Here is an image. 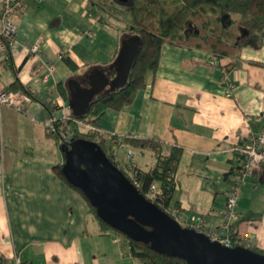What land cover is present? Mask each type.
I'll list each match as a JSON object with an SVG mask.
<instances>
[{
	"label": "crops",
	"instance_id": "obj_1",
	"mask_svg": "<svg viewBox=\"0 0 264 264\" xmlns=\"http://www.w3.org/2000/svg\"><path fill=\"white\" fill-rule=\"evenodd\" d=\"M24 1L15 18L17 44L0 55V88L17 79L32 88L45 63L54 72L47 83H36V98L23 112L0 107V264L16 259L21 264H141L130 254L128 239L104 232L82 194L56 174L54 166L64 156L47 134L52 114L71 113V80L83 84V76L95 71L116 77L111 66L129 35L105 16L124 23L103 11L98 0ZM93 7L101 10L94 13ZM90 28L92 37L82 35ZM35 42L42 44L41 61L24 46ZM224 70L234 84L230 95ZM96 128L127 137L118 159L128 148L143 171L157 163L153 145L163 156L175 151L179 160L169 205L180 207L184 220L203 216L218 229L236 150L251 134L264 131V40L219 59L203 49L164 42L154 80L122 109H108L97 127L81 125L88 133ZM236 212L242 245L264 250V162L244 181ZM250 212L259 216L242 218Z\"/></svg>",
	"mask_w": 264,
	"mask_h": 264
},
{
	"label": "trees",
	"instance_id": "obj_2",
	"mask_svg": "<svg viewBox=\"0 0 264 264\" xmlns=\"http://www.w3.org/2000/svg\"><path fill=\"white\" fill-rule=\"evenodd\" d=\"M97 3L103 11L124 23L127 35H138L141 39L140 51L131 67L126 85L98 95L85 115L76 117L72 114L77 120L71 122L76 138L96 142L106 154L111 146L107 137L97 128V131L89 133L83 131L80 123L97 127L99 119L108 109L120 110L131 103L136 92L154 80L164 42L203 49L219 59L235 55L244 45H258L264 40V0H98ZM59 89L66 96L62 85ZM6 90L31 93L18 79ZM47 134L62 145L57 135L49 131ZM126 140L127 137H122L123 144ZM138 142L148 143L143 140ZM153 147L157 153L155 167L143 171L136 166L135 178L139 183V190L145 196L152 184L157 185L159 193L165 199H156L154 203L163 209L169 205L179 157L175 151L169 156H163L160 147ZM111 161L118 165L116 161ZM54 171L65 183L82 194L104 232L115 230L97 215L96 209L84 193L66 179L62 164L54 166ZM257 216L259 214L250 212L242 218ZM239 221L240 218L233 225L234 228ZM127 239L130 254L141 264H189L184 259L155 250L149 243ZM248 248L264 254V250L251 246Z\"/></svg>",
	"mask_w": 264,
	"mask_h": 264
},
{
	"label": "water",
	"instance_id": "obj_3",
	"mask_svg": "<svg viewBox=\"0 0 264 264\" xmlns=\"http://www.w3.org/2000/svg\"><path fill=\"white\" fill-rule=\"evenodd\" d=\"M140 47L138 35L122 41L115 67L111 66L117 72L113 79L110 73L95 71L91 76H83V84L71 80L68 84L71 113L83 116L98 95L125 86ZM61 151L66 179L84 193L105 223L129 239L149 243L155 250L189 264H264L263 253L243 245L226 246L182 226L148 199L96 142L73 138L61 145Z\"/></svg>",
	"mask_w": 264,
	"mask_h": 264
},
{
	"label": "built area",
	"instance_id": "obj_4",
	"mask_svg": "<svg viewBox=\"0 0 264 264\" xmlns=\"http://www.w3.org/2000/svg\"><path fill=\"white\" fill-rule=\"evenodd\" d=\"M41 1V0H37ZM103 1V0H101ZM25 9L24 0H0V55L5 56L10 48L17 44L18 27L15 23V18H18ZM86 37H92L94 31L90 28L82 33ZM29 50V53L38 58L40 61L42 53L41 42H35L31 45L24 44ZM61 57V56H60ZM54 66L45 63L42 76L37 80L42 83H47L53 75ZM222 82L225 86V91L228 95L232 92L233 82L227 78V71H223ZM33 84L29 88L31 93L23 90H6L0 88V107L3 105L9 106L17 112H23L24 108L30 104L35 92L38 90V85ZM63 106V105H62ZM72 121H77L69 112L63 111L60 115H51L47 121V131L59 137L60 143H69L73 138H76L75 132L71 126ZM82 125V123H80ZM110 143V149L107 156L117 162V167L129 178L134 180L133 184L139 185L136 180V164L133 158V152L126 149L123 160L118 159V148L122 143V137L115 136L109 133H103ZM264 162V131L253 133L247 141L236 150V155L233 158L230 173V188L227 193L225 208L223 211V222L220 227L215 228L210 225L207 219L203 216H192L189 221L182 218V210L180 207H172L167 205L163 209L173 218H175L182 226L193 228L201 233L206 234L210 239L219 241L226 246L242 245L238 239V235L233 225L239 220V215L236 212L237 202L241 197L243 184L253 169L261 166ZM138 187V186H137ZM146 197L151 201L156 199L164 200L165 197L159 193L156 184H152L146 194ZM121 241L120 239H118ZM13 264H21L19 260H15Z\"/></svg>",
	"mask_w": 264,
	"mask_h": 264
},
{
	"label": "rangeland",
	"instance_id": "obj_5",
	"mask_svg": "<svg viewBox=\"0 0 264 264\" xmlns=\"http://www.w3.org/2000/svg\"><path fill=\"white\" fill-rule=\"evenodd\" d=\"M118 7H120V6L118 5ZM121 8H122V7H120V9H121ZM93 10H94V13H98L97 11H99V10H101V9L98 8V7H96V8L93 7ZM105 18H106V21H108V22L118 24V28H119V26L124 27L123 24L121 25V23H117L116 20H114L113 18H111V17L108 16V15H106ZM95 32H96V29H95ZM120 37L122 38V35H120ZM58 140H59V142H60V139H58ZM114 232H115L116 234H118V235L124 237V238H127L123 233H121V232H119V231H115V230H114Z\"/></svg>",
	"mask_w": 264,
	"mask_h": 264
}]
</instances>
